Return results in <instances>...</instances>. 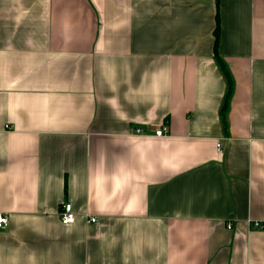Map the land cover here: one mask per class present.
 I'll list each match as a JSON object with an SVG mask.
<instances>
[{
  "label": "crops",
  "instance_id": "crops-1",
  "mask_svg": "<svg viewBox=\"0 0 264 264\" xmlns=\"http://www.w3.org/2000/svg\"><path fill=\"white\" fill-rule=\"evenodd\" d=\"M0 214V264H264V0H0Z\"/></svg>",
  "mask_w": 264,
  "mask_h": 264
},
{
  "label": "built area",
  "instance_id": "built-area-1",
  "mask_svg": "<svg viewBox=\"0 0 264 264\" xmlns=\"http://www.w3.org/2000/svg\"><path fill=\"white\" fill-rule=\"evenodd\" d=\"M134 133L137 135L144 134V130H143V128L138 127V128L134 129ZM168 133H169L168 128L162 127V128L155 130L153 134L156 137H164V136L168 135ZM218 147H219V149H221L222 145L218 144ZM60 218L64 224H72L76 221L77 216L73 211L72 204L68 203V204L64 205L63 211L60 214ZM97 220H98V218L95 216L89 217L90 222H96ZM8 225H9L8 216L5 214H0V229H5L8 227ZM252 225L257 229H263L264 230V222L255 221V222H252ZM231 227L232 226H229V228H231Z\"/></svg>",
  "mask_w": 264,
  "mask_h": 264
},
{
  "label": "trees",
  "instance_id": "trees-1",
  "mask_svg": "<svg viewBox=\"0 0 264 264\" xmlns=\"http://www.w3.org/2000/svg\"><path fill=\"white\" fill-rule=\"evenodd\" d=\"M218 32H219V28H217L216 30V37L218 38Z\"/></svg>",
  "mask_w": 264,
  "mask_h": 264
}]
</instances>
